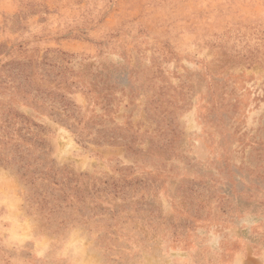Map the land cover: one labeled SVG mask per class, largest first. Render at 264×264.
I'll return each instance as SVG.
<instances>
[{
    "label": "rangeland",
    "instance_id": "1",
    "mask_svg": "<svg viewBox=\"0 0 264 264\" xmlns=\"http://www.w3.org/2000/svg\"><path fill=\"white\" fill-rule=\"evenodd\" d=\"M0 264H264V0H0Z\"/></svg>",
    "mask_w": 264,
    "mask_h": 264
}]
</instances>
